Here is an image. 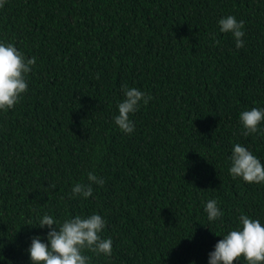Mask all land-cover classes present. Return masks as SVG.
<instances>
[{
  "label": "trees",
  "instance_id": "1",
  "mask_svg": "<svg viewBox=\"0 0 264 264\" xmlns=\"http://www.w3.org/2000/svg\"><path fill=\"white\" fill-rule=\"evenodd\" d=\"M228 14L244 21L240 49L219 32ZM0 39L36 57L0 112V264H31L44 213L106 219L112 256L90 264H207L214 232L240 212L264 220V184L227 171L234 142L264 162V131L238 123L264 106V0H0ZM121 85L152 96L131 135L112 121ZM88 171L105 183L72 197ZM210 198L222 221L207 220Z\"/></svg>",
  "mask_w": 264,
  "mask_h": 264
},
{
  "label": "clouds",
  "instance_id": "2",
  "mask_svg": "<svg viewBox=\"0 0 264 264\" xmlns=\"http://www.w3.org/2000/svg\"><path fill=\"white\" fill-rule=\"evenodd\" d=\"M217 25L220 33L231 35L236 49L244 46L243 20L228 14L220 17ZM35 65V56L29 57L13 42L0 39V112L12 109L22 99L28 90L26 77ZM121 92L122 98L116 102L117 111L112 121L122 133L131 135L135 124L130 117L147 105L152 96L127 85H121ZM238 123L243 136L264 131V106L244 108L238 113ZM228 162L227 171L234 179L264 184V162L250 148L232 143ZM85 175V180L72 185V197L86 200L92 197L94 185L105 183L94 171ZM201 203L209 223L222 221L224 212L215 198ZM36 226L46 228L47 233L46 237L35 235L30 238L27 253L31 264H90L89 252L106 258L112 256L113 240L102 235L106 219L98 212L70 215L63 220L44 213L38 216ZM214 233L221 238L208 253L207 264H264V220L240 212L233 226Z\"/></svg>",
  "mask_w": 264,
  "mask_h": 264
}]
</instances>
